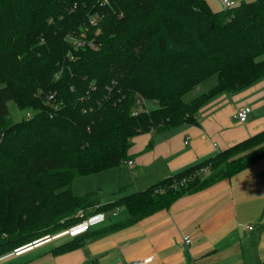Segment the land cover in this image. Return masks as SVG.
I'll return each mask as SVG.
<instances>
[{"label": "trees", "instance_id": "trees-1", "mask_svg": "<svg viewBox=\"0 0 264 264\" xmlns=\"http://www.w3.org/2000/svg\"><path fill=\"white\" fill-rule=\"evenodd\" d=\"M81 32L97 48L65 38ZM212 75L208 90L184 99ZM263 76L264 0L222 10L207 0H0V258L77 224L79 210L104 213L108 224L95 232L111 230L262 159L264 129L110 202L71 189L125 163L135 135L197 124L209 99ZM138 96L155 105L133 113ZM10 100L32 116L13 120ZM115 207L126 216L110 222ZM92 227L49 251L80 247Z\"/></svg>", "mask_w": 264, "mask_h": 264}, {"label": "crops", "instance_id": "crops-1", "mask_svg": "<svg viewBox=\"0 0 264 264\" xmlns=\"http://www.w3.org/2000/svg\"><path fill=\"white\" fill-rule=\"evenodd\" d=\"M207 1L214 10L224 9L222 0ZM242 1L250 0H234L235 4ZM240 105L252 109L243 123L233 117ZM197 118V124L135 135L128 151L132 164L103 170L112 169L121 180L119 192L123 193L117 197L145 189L264 129V76L237 92L215 95L199 108ZM118 216L119 220L125 218L122 208L111 213L109 221ZM107 224L106 219L94 225L91 230L94 233L85 236L83 244L71 251L61 254L49 251L73 237L65 229L26 244L0 261L127 264L151 257L146 264H264V157L230 178L180 196L166 209L111 230L95 232ZM186 236L190 239L188 243L184 242Z\"/></svg>", "mask_w": 264, "mask_h": 264}, {"label": "built area", "instance_id": "built-area-1", "mask_svg": "<svg viewBox=\"0 0 264 264\" xmlns=\"http://www.w3.org/2000/svg\"><path fill=\"white\" fill-rule=\"evenodd\" d=\"M107 0H102V3H106ZM222 3L224 5L225 8L227 7H231L233 5H235V2L234 0H222ZM97 15L93 16L91 15L89 17V23L92 24V25H95L96 24V21H97ZM95 35L98 34V30L96 29L95 30ZM66 40L68 42H70L72 44V46L76 49V48H97V44L96 42L94 41L93 37L92 38H88V37H85L84 33L81 32L80 35H74L72 33H68L66 36H65ZM48 100L49 101H52V106L55 108L57 106L56 102L53 100V95L52 94H49L47 96ZM136 105H137V108L134 109L133 113H136L138 111V109H141V108H138V106H143L146 108V100L144 98H142L141 96H138L136 98ZM251 107L248 106V105H240L236 108L234 114H233V117L234 119L237 121V122H240V123H243L245 121H247L248 117L250 116L251 114ZM32 116V112L30 110H27L25 111V117L26 118H29ZM126 164L128 165H131L132 164V161L130 160H127L125 161ZM203 171H207V168H203L200 170V172ZM184 181V179L182 180ZM163 189L161 188H155L154 191L155 192H161ZM119 210V207H115L113 210H112V214H115L117 213ZM85 211L83 210H79L77 212V214L82 217L83 219L78 222L77 224L73 225V226H70L66 229L67 233L71 236H74L76 232L80 231V230H83V229H86L87 227H90V226H94L96 224H99V223H102L104 222L105 220V214L102 213V212H99V213H95V214H91L87 217H83L84 216V213ZM247 228L250 227V226H246ZM84 231V230H83ZM190 241V239L186 236L184 237V242L185 243H188ZM151 259V257H146L144 259H139V260H133V261H130L128 262L127 264H146L147 262H149Z\"/></svg>", "mask_w": 264, "mask_h": 264}, {"label": "rangeland", "instance_id": "rangeland-1", "mask_svg": "<svg viewBox=\"0 0 264 264\" xmlns=\"http://www.w3.org/2000/svg\"><path fill=\"white\" fill-rule=\"evenodd\" d=\"M215 81H216L215 75L210 76L206 80L202 81L196 88L186 93L184 95V99L189 100L192 97L196 96L197 94L208 90L215 83ZM153 106L154 103L150 101L146 102V107L152 108ZM7 108L9 115L13 120H19L25 116V111L19 109L12 100L7 102ZM138 108H143V106H138ZM113 172L114 171H112L111 169L108 171H103L101 173H93L88 176L77 177V179H75V181L72 184V189L74 190L75 193H80L81 195L94 192L96 194V195L93 194L94 198L105 202L111 201L115 199V197H117L119 193H123V192H119L120 191L119 185L121 184L120 182L121 180L119 181L118 177H116ZM83 217L86 216L84 215ZM117 219L119 220V216L116 217V219L114 220L116 221ZM61 230H65V229H61Z\"/></svg>", "mask_w": 264, "mask_h": 264}, {"label": "bare ground", "instance_id": "bare-ground-1", "mask_svg": "<svg viewBox=\"0 0 264 264\" xmlns=\"http://www.w3.org/2000/svg\"><path fill=\"white\" fill-rule=\"evenodd\" d=\"M84 230V229H83ZM83 230H80V231H78V232H81V231H83ZM78 232H76L75 234H77Z\"/></svg>", "mask_w": 264, "mask_h": 264}]
</instances>
